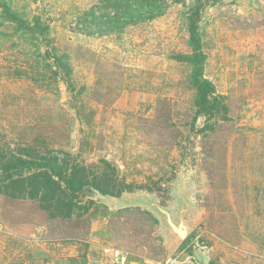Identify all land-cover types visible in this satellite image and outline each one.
<instances>
[{
  "label": "rangeland",
  "instance_id": "374dc122",
  "mask_svg": "<svg viewBox=\"0 0 264 264\" xmlns=\"http://www.w3.org/2000/svg\"><path fill=\"white\" fill-rule=\"evenodd\" d=\"M6 1L48 26L51 46L68 57L71 86L54 73L45 42L0 22V149L61 150L86 165L106 159L125 182L154 191L86 192L81 203L94 205L83 236L72 222H47L29 203L0 200V264H106L104 250L115 247L148 259L144 235L135 239L109 221L122 208L150 212L166 251L179 243L152 203L173 223L182 215L193 250L215 264H264V0H202L204 76L227 108L209 122H193L189 67L174 59L189 51L188 4H170L119 34L87 37L71 24L97 0Z\"/></svg>",
  "mask_w": 264,
  "mask_h": 264
},
{
  "label": "trees",
  "instance_id": "16d2710c",
  "mask_svg": "<svg viewBox=\"0 0 264 264\" xmlns=\"http://www.w3.org/2000/svg\"><path fill=\"white\" fill-rule=\"evenodd\" d=\"M170 4L187 6L184 20L187 28L188 53L178 54L174 59L189 67L187 83L193 90V122L204 117L207 122L219 119L227 112L223 98L216 94L211 81L204 76L206 55L203 51L199 23L203 9L202 0H97L87 10L81 12L71 24L73 30L87 37H103L122 33L126 28L151 22L164 15ZM0 22L13 27L15 33L36 38L46 43L44 54L52 51L56 75L61 77L66 87L71 86V70L66 54L59 55L47 38L48 26L41 23L38 16L26 18L15 11L10 2L0 0ZM40 49L38 50V53ZM210 126L199 129L200 133ZM145 189L154 191L147 185L127 183L118 176L117 168L106 159L86 165L75 160L68 152L61 150H40L33 146H19L0 149V200L15 203H29L49 222H72L75 236L88 233V211L94 202L82 204L85 193L96 192L104 197L119 198L124 193ZM110 220L111 226L118 223L132 231V237L144 235L147 243L141 247L152 251L148 259L158 261L165 255L160 239L153 236V228L158 220L150 212L140 208H122ZM121 220L120 222H116ZM136 223L137 227H134ZM141 228V230H140ZM191 237L178 248L192 255ZM139 244V243H138ZM115 250L122 248L115 247ZM124 252V251H123ZM151 253V252H150Z\"/></svg>",
  "mask_w": 264,
  "mask_h": 264
},
{
  "label": "crops",
  "instance_id": "0c3cea01",
  "mask_svg": "<svg viewBox=\"0 0 264 264\" xmlns=\"http://www.w3.org/2000/svg\"><path fill=\"white\" fill-rule=\"evenodd\" d=\"M179 244L174 243L173 245H168L166 246L165 244V249H166V258L163 260H158V261H154L151 259H143V260H135L132 258L131 255H129L126 252L120 251L122 253V258H123V263L121 264H170L171 262H174L173 264H185L187 263L186 258L188 259V257L191 259H195V262H197L196 264H215L214 262H212L209 258V256H207V254L205 252H203L202 250H198V249H194L192 255L187 254L186 258L184 259V261L179 260H172L173 257L172 254L178 250L179 248ZM170 249V250H169ZM107 257L110 258V260L105 261L106 264H115L112 260V258L110 257V254H107ZM181 258V257H180ZM172 260V261H171ZM171 261V262H170ZM97 264H101L100 262ZM192 264V262L190 263Z\"/></svg>",
  "mask_w": 264,
  "mask_h": 264
},
{
  "label": "water",
  "instance_id": "95a60500",
  "mask_svg": "<svg viewBox=\"0 0 264 264\" xmlns=\"http://www.w3.org/2000/svg\"><path fill=\"white\" fill-rule=\"evenodd\" d=\"M151 207L163 217L171 232L176 236L179 245H181L189 237L188 229L183 223L182 215H180L177 223H173L170 215L163 208L154 203L151 204Z\"/></svg>",
  "mask_w": 264,
  "mask_h": 264
},
{
  "label": "built area",
  "instance_id": "2783aa9c",
  "mask_svg": "<svg viewBox=\"0 0 264 264\" xmlns=\"http://www.w3.org/2000/svg\"><path fill=\"white\" fill-rule=\"evenodd\" d=\"M105 252H109L110 257L112 258L115 264L123 263L122 253L118 250L111 249V250H104Z\"/></svg>",
  "mask_w": 264,
  "mask_h": 264
}]
</instances>
